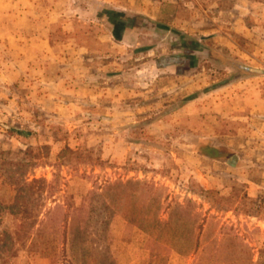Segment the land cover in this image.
<instances>
[{"label":"rangeland","instance_id":"rangeland-1","mask_svg":"<svg viewBox=\"0 0 264 264\" xmlns=\"http://www.w3.org/2000/svg\"><path fill=\"white\" fill-rule=\"evenodd\" d=\"M105 1L148 18L0 0L1 252L11 264H264V0ZM27 216L49 235L17 242ZM188 228L196 253L176 236Z\"/></svg>","mask_w":264,"mask_h":264},{"label":"trees","instance_id":"trees-1","mask_svg":"<svg viewBox=\"0 0 264 264\" xmlns=\"http://www.w3.org/2000/svg\"><path fill=\"white\" fill-rule=\"evenodd\" d=\"M41 181L39 180H34L30 183L33 184H37L40 183ZM43 184L45 186H47V188H49V184H47V182L42 181ZM0 203L1 208H6V206ZM55 210L56 209H61L60 206L55 205ZM70 207V206H69ZM80 211L83 209L82 207L78 208ZM4 211V210H3ZM49 212H51V210H49L48 212H45V214H49ZM8 212L5 211L3 212V214H1V216H7ZM41 216H43V214H40ZM36 216H34L35 218ZM40 217V216H39ZM38 217V218H39ZM68 214L65 213L61 216V220L60 222L62 223L63 226V232H62V236H63V240L65 241L68 237V232L66 231V225H67V220H68ZM32 217L31 216H27L25 217V220L22 218V220H20L16 225V228L14 229V231L11 232V235H13V237H15L16 241L19 243H25L26 237L29 238L30 235H33L37 240H41V238L45 235L48 234L49 232L47 231V228L44 227V221L42 220V218H40L39 220L35 219V220H31ZM22 221V222H21ZM54 221V220H52ZM165 229H163L164 231ZM5 233H7L8 231H4ZM3 232V233H4ZM9 235V232L7 233ZM49 235V234H48ZM176 236H178L179 240H181V242H183V246L185 247V245L189 246L190 252L193 251V253H196L199 249V242H198V238L195 236L193 228H188L183 232H180V234H176ZM14 239V240H15ZM34 242L32 247H37L39 244H37V242ZM194 241V242H193ZM193 242V243H192ZM51 243H54V238H52ZM45 249H54V248H50L49 246H45ZM109 249V248H108ZM36 250H39L38 248H36ZM64 252V249H62ZM181 252V250H178V252ZM204 251V250H202ZM108 253V252H107ZM0 264H11V262L9 261V257L7 258V256H5L1 250H0ZM108 264H117L116 261L114 259H111L109 261Z\"/></svg>","mask_w":264,"mask_h":264},{"label":"crops","instance_id":"crops-1","mask_svg":"<svg viewBox=\"0 0 264 264\" xmlns=\"http://www.w3.org/2000/svg\"><path fill=\"white\" fill-rule=\"evenodd\" d=\"M90 2H94L95 4V7H97L98 9H100V13H101V23H105V24H108L107 22H105L106 20V16L103 14V9H109V10H112L114 13H118V14H121L124 18L125 17H128L130 19H134V18H137V17H145V18H148L147 16H145V14L141 13L140 11L138 10H130V8H123L121 6H113V5H110V3L106 2L105 0H90ZM89 3V1H88ZM90 8V7H89ZM150 19V18H149ZM135 20V19H134ZM122 22V21H121ZM133 24L132 25H129V23L125 26L124 25V29H123V33H121V35L119 36H116L115 38L118 40V42H123V43H126V39H128L129 37H134L136 35V32L138 31V28L136 26V23L135 21L132 22ZM118 24V22H117ZM123 24V23H122ZM119 25V24H118ZM129 25V26H128ZM205 51L203 50H197L196 52H193L195 56H197L199 53H204ZM192 54V56H194ZM166 57H173L172 55L171 56H166ZM166 60H168L166 58ZM159 65V66H158ZM172 65L171 63V60L169 61V64L167 63L166 65H163V66H160V64H156L155 63V67H160V68H164V66L166 67H170ZM172 67V66H171ZM175 70L173 71L175 74H178V69L174 68ZM169 71V70H168ZM187 71L184 69L183 71H181L182 74L186 73ZM242 78V77H241ZM247 78H245L246 80ZM234 81H232L233 83ZM248 83L247 81H244V79L239 82L238 84H242V83ZM246 83L241 86V87H244L246 85ZM228 84V83H226ZM230 84V83H229ZM222 86H225V85H222ZM246 87V86H245ZM258 102H260V105H264V99H257ZM258 102L256 104H258ZM254 103V105H256ZM247 105V104H246ZM248 105H251V104H248ZM253 105V104H252ZM259 105V104H258ZM262 115V114H261Z\"/></svg>","mask_w":264,"mask_h":264}]
</instances>
